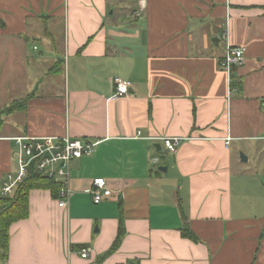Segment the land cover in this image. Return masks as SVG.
<instances>
[{"label": "crops", "instance_id": "1", "mask_svg": "<svg viewBox=\"0 0 264 264\" xmlns=\"http://www.w3.org/2000/svg\"><path fill=\"white\" fill-rule=\"evenodd\" d=\"M227 45L245 48L229 102ZM0 109V193L14 137L97 142L67 206L30 191L0 264H264V0H0Z\"/></svg>", "mask_w": 264, "mask_h": 264}, {"label": "built area", "instance_id": "2", "mask_svg": "<svg viewBox=\"0 0 264 264\" xmlns=\"http://www.w3.org/2000/svg\"><path fill=\"white\" fill-rule=\"evenodd\" d=\"M142 10V9H141ZM245 58V48L242 46L227 45L221 60V68L227 73L228 94L227 102L237 92L233 83L235 67L241 65ZM115 92L113 98H119L130 93L132 83L120 77L114 78ZM17 147L18 172L8 174L7 180L1 187L2 195L12 194L17 185L24 180L33 167L40 175L51 178L60 183L58 191V205L65 207L69 203L71 190L69 188L71 164L74 160L89 156L97 142H84L69 134L62 136H30L21 135L13 138ZM230 137L227 138V143ZM163 143L167 150L176 152L181 141L179 137H165ZM91 194L95 204L101 203L112 194L105 178H94ZM81 256H89V248L81 250Z\"/></svg>", "mask_w": 264, "mask_h": 264}, {"label": "trees", "instance_id": "3", "mask_svg": "<svg viewBox=\"0 0 264 264\" xmlns=\"http://www.w3.org/2000/svg\"><path fill=\"white\" fill-rule=\"evenodd\" d=\"M15 107L16 105H13L6 110L10 111ZM3 112L4 111L0 109V130L3 125ZM59 188L60 183L51 178L40 175L33 167H31L27 176L17 185L12 194L2 195L0 193V258H7L11 225L14 222L27 218L29 215L30 191L32 189H49L53 196L58 198ZM184 235L193 237L188 229H185ZM119 238L120 237H118L117 242L119 241Z\"/></svg>", "mask_w": 264, "mask_h": 264}, {"label": "rangeland", "instance_id": "4", "mask_svg": "<svg viewBox=\"0 0 264 264\" xmlns=\"http://www.w3.org/2000/svg\"><path fill=\"white\" fill-rule=\"evenodd\" d=\"M42 41H43V39L41 38V39H38V40L34 39V41L32 43L30 42V44H29L30 45L29 47H31L30 52L33 53L34 55H36L40 51H44L45 48H44V45H43ZM33 45H36L37 47H39V51L38 52L33 50V48H32Z\"/></svg>", "mask_w": 264, "mask_h": 264}, {"label": "water", "instance_id": "5", "mask_svg": "<svg viewBox=\"0 0 264 264\" xmlns=\"http://www.w3.org/2000/svg\"><path fill=\"white\" fill-rule=\"evenodd\" d=\"M242 158L244 159V160H247V158L245 157V156H242ZM161 170H166V168L165 167H161Z\"/></svg>", "mask_w": 264, "mask_h": 264}]
</instances>
